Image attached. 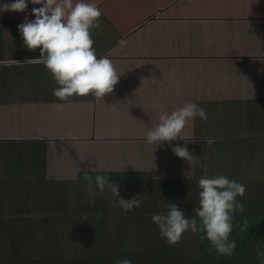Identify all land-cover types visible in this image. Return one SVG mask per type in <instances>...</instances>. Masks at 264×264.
Returning <instances> with one entry per match:
<instances>
[{
    "label": "rangeland",
    "instance_id": "rangeland-1",
    "mask_svg": "<svg viewBox=\"0 0 264 264\" xmlns=\"http://www.w3.org/2000/svg\"><path fill=\"white\" fill-rule=\"evenodd\" d=\"M160 15L155 16V20L150 24L151 27L155 21L162 22L156 20ZM23 22L22 20H14V24L9 27V30L14 29L18 32L16 37H12L18 44L14 57L33 59V72H36L44 64L39 58V49L29 51L25 47L17 27ZM99 23L100 27L92 29L91 35L97 57L101 58L107 50L115 47L114 45L118 44L120 40L126 38L114 28L103 13ZM225 24L227 25L217 21H199L196 23V26L208 33L203 34L201 43L196 44L197 50L194 53L195 56L190 60L188 69H192L194 66V69L202 74L204 64L208 60V65L212 68L206 69V74L208 70H212V76L215 75L216 79L228 78L231 81L230 85L225 88L226 98L221 101L214 99L215 86L213 82L209 84L210 88H206L205 95L206 90L204 91L203 87L202 100L197 104L205 109L207 119L201 120L197 117L194 121H190L181 133L183 139L172 141V145L164 143L156 148L147 143L146 133L159 123V117L162 113L170 114L179 109L180 104L169 102L176 100L178 89H181L186 82L184 80L188 72L181 70L183 64L178 71L174 68L172 78L177 82L172 86L161 77L162 81H159V84L156 82L149 85L148 90H146V81L142 78L143 83H139L140 86L134 92L121 95L124 91H129V88L123 81L124 76L118 72L121 69L120 61H115L116 63L112 62L115 73L118 77L120 76L119 82L114 87L115 95L118 96L115 100L123 101L122 106L100 103V98L94 96H74L68 102L63 103L64 107L78 103L76 105H80L77 112L79 123L90 124L86 127V131L81 130L80 132L78 130L76 134L73 133L70 136L73 139H79L77 144H79L78 155L81 157V163L76 171H84L89 168L88 170L111 173H150L153 181L161 180L159 184L157 182L150 183L152 186L147 188V190H151L150 194L154 193L155 197H159L167 204L175 203L190 214L199 206V189L197 186L199 179L204 175L210 177L225 175L229 179H235L246 188L245 196L237 198L238 202L243 205V212L234 214L264 213V59L262 62L256 63L261 65H257L258 68L254 70L252 64L244 61L245 57L240 59L230 57L231 54L235 55V40L239 43V49H245L242 33L241 36L233 35L232 28L248 30L247 40L250 41V44L251 42L256 43L253 49H264V44L254 38L257 36L255 33L257 31L259 33L258 39L260 41L264 39V23L237 22L234 24L227 22ZM221 28L226 30L229 28L231 34L226 35V30L217 34ZM225 45L232 48L231 54L222 50ZM250 47L248 46V49ZM134 51L135 48H132L131 53L138 54ZM109 59L114 61L112 58ZM24 69L27 72L26 75L22 73L21 68L18 78L16 75H11L12 77L3 84V87L12 90L26 89L25 81L22 79L31 74L27 68ZM214 70L216 71L214 72ZM50 79L42 76L40 84L28 88L43 94L38 98L42 104L63 102L53 96V89L58 85L56 83L54 85ZM46 80L47 83H45ZM209 80L213 81L212 78ZM31 81L32 79L28 80V82ZM47 84L51 85L50 89ZM39 85H41L40 88H38ZM156 87L158 88L157 96H155ZM46 94L47 97H44ZM73 114L74 112L67 113L65 119L74 118ZM154 120L155 122H150ZM175 146H186L190 154L199 158L200 164L206 165V167L191 168L187 162L173 153L172 148ZM76 147L73 148L76 149ZM76 154L75 151L71 156H76ZM71 160L75 161V158H70L69 162ZM73 169L75 170V166ZM109 181L120 186L122 198L126 200L134 198L133 187L130 192L129 189L131 188L127 185H130L129 180L122 182L123 185L116 178L112 180L109 177ZM191 183L193 184L191 185ZM133 186L135 187V185ZM139 186L142 187L139 190H144L142 185ZM157 193L161 194L157 195ZM135 197L137 196L135 195ZM84 202L88 207L91 205L97 207L101 203H114V197L109 192L103 196L98 195L94 203H91L89 198H86ZM8 220L9 218L0 216V264H45L46 259L43 258L42 252L39 251L38 247L32 248L31 244L33 243L26 240L24 243L16 241V237L19 235L28 237L24 233V224L18 222L8 224ZM146 220L147 223H152L151 220ZM32 232H35L34 235L37 234L36 231ZM197 234L190 231L185 233L180 242L174 246H170L159 235L158 240L161 238L162 241L156 242L155 247L142 249L148 252L153 251V254L148 253L149 256L151 255L150 261L148 262V258H144V255L135 261H140L139 264H177L185 261L184 258L194 260L197 250L195 241L196 236L198 239ZM120 235L124 236L127 233L122 231ZM153 243L152 245H154ZM110 244L112 248L109 249L108 253L113 255L116 253L115 247L118 243ZM123 245L126 244L123 243ZM178 253L181 254L182 258L180 255L174 257ZM74 258H63V260L72 261Z\"/></svg>",
    "mask_w": 264,
    "mask_h": 264
},
{
    "label": "crops",
    "instance_id": "crops-1",
    "mask_svg": "<svg viewBox=\"0 0 264 264\" xmlns=\"http://www.w3.org/2000/svg\"><path fill=\"white\" fill-rule=\"evenodd\" d=\"M14 20L0 18V216L9 218L8 224H24L28 237L19 235L16 241L33 243L32 248L40 249L45 264H117L121 258L138 264L135 259L147 252L142 249L155 247L163 239L158 240V227L146 220L152 221L154 213L167 211V203L147 190L150 183L159 184L161 180L153 181L150 173L143 172L111 173L89 168L76 171L81 163L79 139L70 136L78 130L86 131L90 124L79 123L78 103L69 107H64L65 102L42 104L38 98L43 94L28 88L40 84L42 76L51 77L54 85L56 82L44 65L33 72V62L14 57L18 44L12 37L18 32L9 30ZM21 68L24 75V68L31 74L22 79L26 89L4 88L3 84L12 76L18 78ZM29 79L32 81L28 82ZM47 85L50 89L51 85ZM32 96L37 100L31 101ZM73 112L74 118L65 119L67 113ZM75 151L76 156H70ZM70 158L75 161L69 162ZM98 175L116 178L121 185L129 180L127 185L130 192L133 187L134 197L142 194L138 197L141 206L127 212L114 203L88 207L84 202L89 198L86 177L90 176L95 186ZM138 185L144 190H139L142 187ZM108 193L106 189L105 194ZM185 214L192 217L195 212ZM122 231L127 235L121 236ZM114 242L118 243L116 253L110 255V243ZM69 257L75 258L63 260Z\"/></svg>",
    "mask_w": 264,
    "mask_h": 264
},
{
    "label": "clouds",
    "instance_id": "clouds-1",
    "mask_svg": "<svg viewBox=\"0 0 264 264\" xmlns=\"http://www.w3.org/2000/svg\"><path fill=\"white\" fill-rule=\"evenodd\" d=\"M29 3L40 7L32 8L31 14L35 19L26 16L22 20L24 22L17 26L18 31L29 51L39 49L40 60L58 85L53 89V96L68 102L74 96L104 98L112 93L120 76L116 75L112 61L107 57L98 58L93 47L91 32L100 27L102 16L96 4L89 0H76L75 3L73 0H12L11 3L0 0V13H25ZM126 43L124 40L118 42L119 46ZM32 62L33 59L26 61ZM197 117L207 119L205 109L196 103H186L170 114L162 113L159 123L146 133V141L156 148L164 143L171 145L172 141L183 139V129ZM172 151L191 168L206 167L200 164L199 158L190 154L186 146H175ZM86 179L91 203L98 195L103 196L107 189L114 197V206L126 212L141 206L138 197L142 194L131 200L122 198L120 186L111 183L107 176H96L95 186L90 176ZM197 186L199 206L194 209V216L189 217L177 204L168 203L166 213H154L152 222L170 246L178 244L189 231L193 234L202 232L203 238L218 255L231 257L237 247L235 240L230 239L234 213L243 212V205L237 198L245 196L246 188L225 175H204ZM258 255L264 264V253ZM117 264H132V261L123 258Z\"/></svg>",
    "mask_w": 264,
    "mask_h": 264
},
{
    "label": "trees",
    "instance_id": "trees-1",
    "mask_svg": "<svg viewBox=\"0 0 264 264\" xmlns=\"http://www.w3.org/2000/svg\"><path fill=\"white\" fill-rule=\"evenodd\" d=\"M3 2L11 3L12 0H3ZM75 2L76 0H73V3ZM89 2L96 4L114 28L126 38L125 46L116 44L107 51L108 53L105 52L102 55V57L112 58L114 60L112 62L120 61L121 69L118 72L124 76L123 81L129 88V91H124L121 95L134 92L140 86L138 84L143 83L142 78L146 81V90L149 85L156 82L159 84V81H162L161 77L172 86L177 82L172 78L174 68L178 71L183 64L181 70L188 72L185 75L186 82L181 89H178L177 96L174 93L176 100L169 102L180 104L179 108L186 103L197 104L202 100L203 87L204 91L210 88L211 82L215 86L214 99L225 100V88L231 83L228 78L216 79L215 75L212 76V70H208L206 74L205 70L212 68L208 65V60L204 64L202 74L197 72L194 66L188 69L190 60L197 50L196 44L201 43L203 34L208 33L196 26V23L199 21H217L224 25H227L225 24L227 22L264 23V0H89ZM34 7H40V5L29 3L25 13L8 11L0 13V18L24 20L27 16L28 19H35L31 14ZM157 14L161 15L156 20L162 22L155 21L151 27L150 24L153 23ZM145 25L147 26L143 28ZM222 30L226 29L221 28L217 34L222 33ZM232 30L233 35L241 36L242 33L245 49H239V43L235 40V55L231 54L232 48L229 45H225L222 50L231 54L230 57L237 59L245 57L244 61L252 64L253 69L256 70L258 68L256 66L261 65L256 63L264 59V49H253L256 43L250 44L247 40L248 30L236 27ZM225 33L231 34L229 28ZM255 33L258 36L259 33L257 31ZM257 36L254 37L256 41L264 44V39L260 41ZM248 46L251 47L248 49ZM132 48H135L134 52L138 54L131 53ZM210 78L213 81L209 80ZM157 92L156 87L155 96ZM206 92L207 90L204 95ZM32 97L31 101L37 100L35 96ZM117 97L113 91L104 98L101 97L100 103L122 106L123 101H116ZM234 217L230 239L235 240L237 247L231 257L218 255L210 243L203 238V233L198 232V239L197 236L195 239L197 250L195 255L193 254L195 259L184 258L185 261L177 264H261L258 253H264V213L234 214ZM148 253L147 251L144 258H148L149 262L151 255L149 256ZM160 255L163 256V254ZM178 255L182 258L179 253L174 257ZM137 263L139 264L140 261Z\"/></svg>",
    "mask_w": 264,
    "mask_h": 264
}]
</instances>
